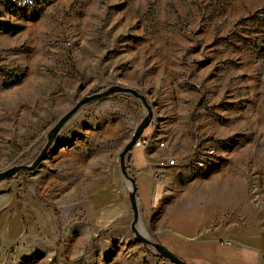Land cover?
Listing matches in <instances>:
<instances>
[{
  "label": "rangeland",
  "instance_id": "obj_1",
  "mask_svg": "<svg viewBox=\"0 0 264 264\" xmlns=\"http://www.w3.org/2000/svg\"><path fill=\"white\" fill-rule=\"evenodd\" d=\"M113 86L152 112L128 163L145 236L189 264H264V0H0V173ZM146 113L85 105L0 182V264H172L136 238L120 171Z\"/></svg>",
  "mask_w": 264,
  "mask_h": 264
},
{
  "label": "water",
  "instance_id": "obj_2",
  "mask_svg": "<svg viewBox=\"0 0 264 264\" xmlns=\"http://www.w3.org/2000/svg\"><path fill=\"white\" fill-rule=\"evenodd\" d=\"M114 94H132L133 96H136L146 107L147 113L145 118L142 120L140 125L137 127L132 140L130 143L126 145L123 152L118 156L120 158V166H121V173L123 175L124 181L127 184L130 192V204L133 211V224H132V230L136 235V238L143 242L145 245H150L153 247L154 251L157 255H159L161 258L169 260L172 264H189L186 261H184L182 258L178 257L176 254H174L172 251H170L168 248L163 246L160 243L153 242L148 237L144 235V229L143 224L141 221L140 216V209L138 204V186L136 183V180L134 177H132L129 174L128 170V163L130 160V156L132 153V150L134 147H136V144L141 139L142 135L144 134L146 128L149 127L151 124V108L146 102V98L142 95H140L138 92L127 89L125 87L120 86H113L105 91L98 92L92 96L86 97L84 100H82L80 103L76 104V106L69 111L61 120L58 122V124L50 131L48 132V142L41 152V154L36 158V161H34L31 165H20L15 166L7 171L0 173V182L6 181L9 179H12L15 177L18 173L26 170H34L36 167L44 160V158L47 155V152L51 145L54 143L55 139L57 138L60 131L64 128V126L72 119V117L85 105H88L90 103L99 101L101 99H104L106 97H109Z\"/></svg>",
  "mask_w": 264,
  "mask_h": 264
},
{
  "label": "built area",
  "instance_id": "obj_3",
  "mask_svg": "<svg viewBox=\"0 0 264 264\" xmlns=\"http://www.w3.org/2000/svg\"><path fill=\"white\" fill-rule=\"evenodd\" d=\"M147 146L148 145V142L147 141H145V140H139V142L136 144V147H142V146ZM170 162V163H169ZM168 162V165H167V167H170V166H173V165H175V163H176V161L174 160V159H172V160H170ZM165 163H162V165H164Z\"/></svg>",
  "mask_w": 264,
  "mask_h": 264
},
{
  "label": "trees",
  "instance_id": "obj_4",
  "mask_svg": "<svg viewBox=\"0 0 264 264\" xmlns=\"http://www.w3.org/2000/svg\"><path fill=\"white\" fill-rule=\"evenodd\" d=\"M141 140H144V139H141ZM145 141H146V140H145ZM132 159H133V157L130 156L129 163H132ZM135 180H136V179H135ZM136 182H137V180H136Z\"/></svg>",
  "mask_w": 264,
  "mask_h": 264
},
{
  "label": "crops",
  "instance_id": "obj_5",
  "mask_svg": "<svg viewBox=\"0 0 264 264\" xmlns=\"http://www.w3.org/2000/svg\"><path fill=\"white\" fill-rule=\"evenodd\" d=\"M140 148V147H139ZM131 155H133L132 153H131ZM133 158H134V156H132Z\"/></svg>",
  "mask_w": 264,
  "mask_h": 264
},
{
  "label": "bare ground",
  "instance_id": "obj_6",
  "mask_svg": "<svg viewBox=\"0 0 264 264\" xmlns=\"http://www.w3.org/2000/svg\"><path fill=\"white\" fill-rule=\"evenodd\" d=\"M144 235H145V233H144Z\"/></svg>",
  "mask_w": 264,
  "mask_h": 264
}]
</instances>
